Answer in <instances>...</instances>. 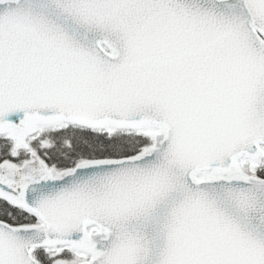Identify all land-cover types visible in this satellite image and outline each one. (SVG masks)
<instances>
[{
  "label": "water",
  "instance_id": "obj_1",
  "mask_svg": "<svg viewBox=\"0 0 264 264\" xmlns=\"http://www.w3.org/2000/svg\"><path fill=\"white\" fill-rule=\"evenodd\" d=\"M151 130L117 159L0 163V264H264V0H0V134Z\"/></svg>",
  "mask_w": 264,
  "mask_h": 264
},
{
  "label": "trees",
  "instance_id": "obj_2",
  "mask_svg": "<svg viewBox=\"0 0 264 264\" xmlns=\"http://www.w3.org/2000/svg\"><path fill=\"white\" fill-rule=\"evenodd\" d=\"M26 136L29 150H19L15 154L11 135L0 134V163L12 162L20 165L36 157L52 170H63L73 167L79 161L133 156L152 143L150 130L95 129L71 123L38 127ZM247 164L243 165L245 172L264 176L259 170L253 169L252 165L248 167ZM0 220L13 225L37 222V218L30 212L2 199ZM61 249V255L53 256L52 249L39 248L35 251V256L44 264L71 260L72 252L67 248Z\"/></svg>",
  "mask_w": 264,
  "mask_h": 264
},
{
  "label": "rangeland",
  "instance_id": "obj_3",
  "mask_svg": "<svg viewBox=\"0 0 264 264\" xmlns=\"http://www.w3.org/2000/svg\"><path fill=\"white\" fill-rule=\"evenodd\" d=\"M11 144L13 146V151L15 152V154H17L19 150H23V149L25 151H28L29 150L26 134L12 133L11 134ZM34 161H40V160H38V158H36V157H33L30 160H28L26 163L34 162ZM247 166L250 167L249 162H248ZM258 166H260V168ZM247 169H249V168H247ZM253 169H257L262 174H264V158L261 159L259 161V163L257 164V166H255ZM258 177H261V178L264 179V176H258ZM62 252H63L62 249H56V250H54V253L52 255L53 256H55V255H61ZM73 259H71V260H73Z\"/></svg>",
  "mask_w": 264,
  "mask_h": 264
},
{
  "label": "flooded vegetation",
  "instance_id": "obj_4",
  "mask_svg": "<svg viewBox=\"0 0 264 264\" xmlns=\"http://www.w3.org/2000/svg\"><path fill=\"white\" fill-rule=\"evenodd\" d=\"M61 248H62V247H60V248H59V247H57V248H54V249H52V250L54 251V250H56V249H61ZM70 252H71V251H70ZM72 256H73L72 258H74V259H75V257H76V254H74V253L72 252ZM58 263H63V262H57V263H55V264H58Z\"/></svg>",
  "mask_w": 264,
  "mask_h": 264
}]
</instances>
